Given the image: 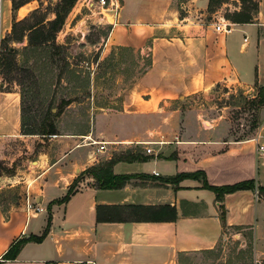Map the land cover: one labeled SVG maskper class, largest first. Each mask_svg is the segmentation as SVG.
<instances>
[{
  "label": "crops",
  "instance_id": "1",
  "mask_svg": "<svg viewBox=\"0 0 264 264\" xmlns=\"http://www.w3.org/2000/svg\"><path fill=\"white\" fill-rule=\"evenodd\" d=\"M119 1L118 11L104 17L112 25L105 47L123 46L140 55L149 51L152 64L135 78L123 107L98 118V125L106 119L110 137L97 138V123L91 132L55 135V158L44 153L34 163L39 170L29 182L26 201L8 212L0 204V264H179L181 254L214 249L228 227L252 230L255 249L264 253V197L258 189L218 200L203 185L202 174L169 179L203 171L213 186L250 179L264 186V157L257 153L254 137L228 141L226 148L209 136L174 142L137 139L128 130L139 126L122 122L159 110L168 99L208 91L219 83L245 91L264 86V0H259L254 22H233L229 34L198 20L210 0ZM8 3V21L5 27L2 21L0 34L13 24L11 0ZM259 116L256 138L262 141L264 106ZM22 135L21 95L0 89V137ZM90 137L97 143L88 141ZM130 146L136 147L132 152L140 159H118L112 166L114 175L127 177L125 184L99 186L87 170L122 156ZM147 147L153 152L147 153ZM211 149L218 150L207 152ZM79 175L70 199L53 205L47 237L25 243L16 259H2L15 241L42 235L48 205L63 198ZM33 190L38 193L33 206L41 207L40 212L28 209Z\"/></svg>",
  "mask_w": 264,
  "mask_h": 264
},
{
  "label": "rangeland",
  "instance_id": "2",
  "mask_svg": "<svg viewBox=\"0 0 264 264\" xmlns=\"http://www.w3.org/2000/svg\"><path fill=\"white\" fill-rule=\"evenodd\" d=\"M8 1H4L3 27L8 21ZM13 1L32 2L13 10V23L24 18H28V23H35L34 10H40L38 17L47 16L52 19L58 0H11L12 6ZM241 8L239 0H227L223 4L213 2L212 7H208L202 16H195L201 23L209 25L219 17L232 21L230 17ZM111 13V10L90 5L85 0H77L63 29L57 35V42L64 46L65 59L54 65H44L43 59L37 61L33 57L27 64V52L24 57V48L28 44L27 31L22 41L17 39L23 28H18L13 33L11 27L0 34V58L3 53L7 56L13 50L17 58V65L10 69L0 65V89L19 93L24 90L31 124H40L49 106L52 104L55 111L61 98L65 96L74 97L76 101L66 107L59 118L60 133L91 132L102 113L105 116L109 109L112 112L114 110L111 109L123 107L125 95L147 65L141 60L138 51L125 50L121 54L119 49H113L118 45L105 47L112 25L104 17L108 18ZM186 15L187 12L182 9L181 17ZM109 19L112 20L111 17ZM65 62L68 65L67 71L62 75ZM73 69L76 73H70ZM89 76L90 84L86 82ZM259 94L260 86L245 91L219 83L208 91L168 99L159 110L143 113L137 118L123 119L122 122L131 121L139 126L128 130L138 135L137 139L174 142L178 139L201 140L209 136L212 141H222L221 148H226L229 146L228 141L256 137L262 108ZM99 123L97 138L110 137L106 119L100 125ZM57 138L58 136L43 138L40 135L24 134L16 138L0 137V204L3 210L8 212L26 201L29 182L39 170L38 164L34 163L44 153L51 154V159L55 158ZM80 140L85 142L84 138ZM135 149V146L128 147L122 156H127ZM217 150L207 152L214 153ZM37 194L36 191H31V202L34 205ZM256 258L264 261V253L255 249L252 230L228 227L214 249L182 254L179 264H257Z\"/></svg>",
  "mask_w": 264,
  "mask_h": 264
},
{
  "label": "trees",
  "instance_id": "3",
  "mask_svg": "<svg viewBox=\"0 0 264 264\" xmlns=\"http://www.w3.org/2000/svg\"><path fill=\"white\" fill-rule=\"evenodd\" d=\"M227 0H210L209 9L212 7L213 2H217L218 4H223ZM242 3V8L240 11L235 12L230 19L235 23H251L254 22L258 12H259V0H239ZM28 2V1H27ZM25 2V3H27ZM77 0H58L55 8L53 10L54 18L49 19L47 16L38 17L40 10L36 9L33 12V16L36 19L35 23H28V18H24L22 20H16L12 24V32H17L18 28L22 29V34L17 39L22 41L26 36L27 31V39L28 44L25 46L24 57H27L26 62L29 64L31 58L37 59V61H41L43 59L44 65L50 64L54 65L59 60L65 59V55H63L64 46L57 42V35L63 29V26L66 23V19L69 13L72 11L75 6ZM17 3L13 1V10L19 9L24 4ZM27 22V23H26ZM21 26V27H20ZM113 49H119L122 52L125 50H130V48L118 46L113 47ZM12 51V50H11ZM63 55V57H61ZM2 54L0 58V65L3 67H7L8 69L17 65V58L15 56V51L13 50L11 54ZM142 60L147 65V68L142 71L144 73L152 64L151 53L148 51L144 55H141ZM67 63L65 62V66L61 71L62 75L67 71ZM76 73V70H70V73ZM62 76L60 75V78ZM77 81H81L78 78H74ZM72 80V79H71ZM90 76L86 78V82L90 84ZM85 82V83H86ZM21 131L24 135H40L43 138L53 137L55 135L60 134L58 128V120L65 112L66 107H68L71 103L76 101L74 97H62L60 102L58 103L57 109L54 111V106L51 104L47 109L45 116L40 124H31L30 118L28 117V109L26 105V96L24 90H21ZM260 99L259 104L264 106V86H260ZM118 159H127V160H135L140 159V157L135 153H129L127 156H120L111 161L105 163L103 166H93L87 170L88 173H91L97 180V183L101 187L105 188H118L125 184V176H117L113 174L112 166ZM203 175V185L205 188L214 191L217 195L218 200H222L224 196L228 193H233L239 190H257L264 197V186L257 187L256 180L250 179L241 181L232 185H224V186H213L209 184L207 181L205 172L199 171L195 173H182L178 174L175 177L169 178L170 180H176L183 177H199V175ZM80 179V175L74 182L69 186V190L67 194L60 199L53 200L48 205L49 211V219L46 228L44 229L42 235L40 236H30L29 238H20L15 241L8 251L3 255L2 259L11 260L16 259L21 247L29 242H42L47 235L49 234L51 222H52V207L54 204H61L70 199V197L76 192V187L78 185V181ZM221 217L225 221L226 211L224 206L222 207ZM209 251V250H206ZM182 255V254H181Z\"/></svg>",
  "mask_w": 264,
  "mask_h": 264
},
{
  "label": "built area",
  "instance_id": "4",
  "mask_svg": "<svg viewBox=\"0 0 264 264\" xmlns=\"http://www.w3.org/2000/svg\"><path fill=\"white\" fill-rule=\"evenodd\" d=\"M4 1L0 0V26L3 21L4 16ZM90 5H98L99 7L105 8V10H114L115 12L118 11L120 7V1L119 0H89L88 2ZM115 24V23H114ZM204 25H206V22H203ZM214 26V29L216 32L223 33V34H229L234 30V25L232 21L225 19L224 17H219L217 21H214L211 23ZM259 137H254V140H256V151L260 156L264 157V137L262 138V141H259ZM91 143H97L96 141H91ZM147 153L153 152V149L151 147L146 148ZM35 209V211L40 212L42 210L41 207H35L32 203L28 202V209ZM255 262L257 264H264V261H262L259 258H256Z\"/></svg>",
  "mask_w": 264,
  "mask_h": 264
},
{
  "label": "bare ground",
  "instance_id": "5",
  "mask_svg": "<svg viewBox=\"0 0 264 264\" xmlns=\"http://www.w3.org/2000/svg\"><path fill=\"white\" fill-rule=\"evenodd\" d=\"M90 140L93 141V139L90 137Z\"/></svg>",
  "mask_w": 264,
  "mask_h": 264
}]
</instances>
